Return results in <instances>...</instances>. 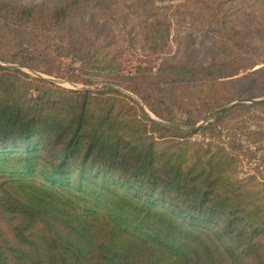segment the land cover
I'll list each match as a JSON object with an SVG mask.
<instances>
[{"label":"trees","instance_id":"1","mask_svg":"<svg viewBox=\"0 0 264 264\" xmlns=\"http://www.w3.org/2000/svg\"><path fill=\"white\" fill-rule=\"evenodd\" d=\"M0 264H264V0H0Z\"/></svg>","mask_w":264,"mask_h":264},{"label":"rangeland","instance_id":"2","mask_svg":"<svg viewBox=\"0 0 264 264\" xmlns=\"http://www.w3.org/2000/svg\"><path fill=\"white\" fill-rule=\"evenodd\" d=\"M24 1L38 2L39 0H24ZM201 38L203 40V37H201ZM203 42H204V40H203ZM204 45H209V44H208V42H205ZM25 71L28 72L29 74H33L34 76H40V77H43L45 79L54 81L56 84H58L61 87L68 88V89H74V90H82V89H87V90H91V91L105 90V89H108L110 86L118 87L116 85L109 84L110 83L109 81L131 82L127 76L119 79V78H115V77H107V76L100 75V74H85L84 72L78 71L76 74L79 75V77L89 78L93 82H92V84L72 83V82H69L65 79L56 78V77L45 75V74L38 73V72H32V71L27 70V69H25ZM118 88H120L125 93H127L128 95L133 97L135 100H137L139 103H141L145 107V109L148 111L144 102L136 94H134L133 92H131L127 89L121 88V86ZM150 115L152 118L157 119V117L155 115H153L152 113H150Z\"/></svg>","mask_w":264,"mask_h":264},{"label":"water","instance_id":"3","mask_svg":"<svg viewBox=\"0 0 264 264\" xmlns=\"http://www.w3.org/2000/svg\"><path fill=\"white\" fill-rule=\"evenodd\" d=\"M227 108V107H226Z\"/></svg>","mask_w":264,"mask_h":264}]
</instances>
